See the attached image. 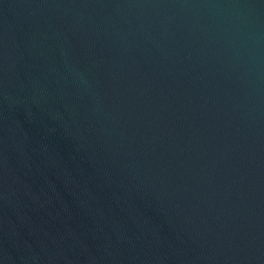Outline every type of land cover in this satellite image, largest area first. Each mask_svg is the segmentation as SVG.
<instances>
[{"label": "water", "instance_id": "water-1", "mask_svg": "<svg viewBox=\"0 0 264 264\" xmlns=\"http://www.w3.org/2000/svg\"><path fill=\"white\" fill-rule=\"evenodd\" d=\"M0 264H264V0H0Z\"/></svg>", "mask_w": 264, "mask_h": 264}]
</instances>
